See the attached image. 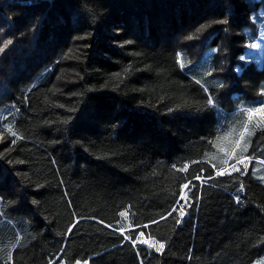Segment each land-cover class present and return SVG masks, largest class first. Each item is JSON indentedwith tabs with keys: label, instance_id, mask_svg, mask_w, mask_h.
<instances>
[{
	"label": "trees",
	"instance_id": "1",
	"mask_svg": "<svg viewBox=\"0 0 264 264\" xmlns=\"http://www.w3.org/2000/svg\"><path fill=\"white\" fill-rule=\"evenodd\" d=\"M263 29L264 0H0V264H257Z\"/></svg>",
	"mask_w": 264,
	"mask_h": 264
},
{
	"label": "snow or ice",
	"instance_id": "2",
	"mask_svg": "<svg viewBox=\"0 0 264 264\" xmlns=\"http://www.w3.org/2000/svg\"><path fill=\"white\" fill-rule=\"evenodd\" d=\"M214 23H227V21H214ZM202 27H204V26H202ZM12 43H13V41L11 39L4 40L2 46H0V53H3ZM251 47L255 48V47H257V45L256 44H252ZM240 58L243 59V57H240ZM183 66L184 65L181 64V67H183ZM238 71H239V69H238ZM197 83H199V81H197ZM219 86L222 87L223 85H219ZM204 91L208 92V89L205 88ZM261 94L264 95V89H262ZM214 103L215 102H214L212 96L209 94V96L207 98V104L208 105H214ZM240 111H241V113L244 116H246L247 122L244 123L243 128H242V130H241V132L239 134V140L236 141V148H240L242 142L245 140V136L246 135L247 136H252V135L255 134V128H253L251 131L249 130V123L252 122V117H253L254 114H257V113L264 114V101L260 102V106L259 107H241ZM262 119H264V117H262ZM256 127L257 128L261 127L260 123H257ZM9 131H11V128H9ZM230 134L231 133H229V135ZM12 135L16 136V133L12 132ZM14 142L15 141H13V143ZM250 143H251V141L249 140L248 144H244V146H243V151L244 152L248 151V147L250 146ZM233 154H235V149L233 150ZM244 159H245L244 157H241V159L238 160L237 163H243ZM248 159H250V157ZM213 167H215V166L213 165ZM245 168H247V165H245ZM184 170H186V168L185 169H181V171H184ZM233 170H235L237 172L240 171V169L237 168L235 165H233ZM226 173L228 175H231V173L227 172L226 169H221L219 172L216 173V175L222 176V175H225ZM195 178L196 179H201V176L197 175ZM209 179H211V177H209ZM261 179H264V177H261ZM183 187L187 188L188 185L185 184V185H183ZM240 188L243 189V184L240 185ZM183 195L184 194L182 193L181 194V199H183ZM236 199H237V202H239V197H237ZM177 203H179V201H177ZM185 203H187V201H185ZM188 206L191 207L190 204ZM172 212H176V208H173ZM172 212H169L168 216H171ZM120 215L121 216H126L127 213L126 212H122V213H120ZM178 215H179L180 219L176 221L177 224L181 223L183 221L184 217L187 215V212L184 209V205H180V211H179ZM162 219H166V217H162ZM101 223H103V222L101 221ZM153 223H158V221H153ZM72 227H75V224H73ZM145 227H147V225H145ZM71 230H72V228L70 227L68 229V231L71 232ZM123 231H124L123 229H120L121 233H123ZM142 235H143V233H140V236H142ZM125 239H129L130 240L131 238L130 237H125ZM138 240H139V236L137 237V240H132L131 241L133 246L136 245ZM18 243H19V240H17V244ZM142 243L147 244L149 248L154 249L155 252H157V253H162L164 251V248H165V245H166V242L163 241V240L157 241L155 243H149L148 241H142ZM12 247L15 248L16 244L12 245ZM7 257H8V259H7L6 264H14L13 259H12V252L11 251H9L7 253ZM49 264H56V262L54 260L53 261H49ZM60 264H64V261L61 260ZM76 264H79V261H77Z\"/></svg>",
	"mask_w": 264,
	"mask_h": 264
},
{
	"label": "rangeland",
	"instance_id": "3",
	"mask_svg": "<svg viewBox=\"0 0 264 264\" xmlns=\"http://www.w3.org/2000/svg\"><path fill=\"white\" fill-rule=\"evenodd\" d=\"M258 48H259V51H260L261 54H260L259 57H257L256 60L259 63L263 64V61H264V29H263V32H262V35H261V39H260L259 44H258ZM259 51H258V49L256 47L255 48V52L259 53ZM256 263L257 264H264V256H262L261 259H258ZM79 264H83V263L81 261H79Z\"/></svg>",
	"mask_w": 264,
	"mask_h": 264
}]
</instances>
